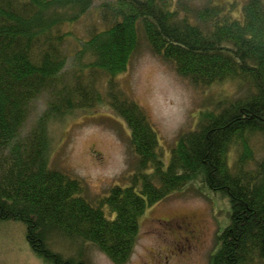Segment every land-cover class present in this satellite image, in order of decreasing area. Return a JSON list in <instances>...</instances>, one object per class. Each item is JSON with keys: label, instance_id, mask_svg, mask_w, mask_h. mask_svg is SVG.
I'll return each mask as SVG.
<instances>
[{"label": "trees", "instance_id": "1", "mask_svg": "<svg viewBox=\"0 0 264 264\" xmlns=\"http://www.w3.org/2000/svg\"><path fill=\"white\" fill-rule=\"evenodd\" d=\"M94 3L0 0V221L22 223L46 264H87V244L124 264L146 210L193 190L226 204L210 264H264V158L256 160L252 146L264 138V0L241 9L233 1L108 0L101 28L69 56L65 27ZM143 44L194 85L230 82L242 91L200 111L167 166L157 131L119 80ZM102 104L127 124L138 162L130 184L112 187L95 206L78 180L50 167V131Z\"/></svg>", "mask_w": 264, "mask_h": 264}, {"label": "rangeland", "instance_id": "2", "mask_svg": "<svg viewBox=\"0 0 264 264\" xmlns=\"http://www.w3.org/2000/svg\"><path fill=\"white\" fill-rule=\"evenodd\" d=\"M108 0H95L94 6L76 23L68 25L70 38L66 43L69 56L86 39L91 29L101 24L100 6ZM236 2L241 9L245 0H216L217 3ZM102 26V25H101ZM99 26V28H101ZM104 27V25H103ZM119 80L124 90L146 112L158 133L165 166L179 136L196 127L200 111L212 109L226 96L241 94L237 85L224 82L197 86L180 76L170 62L156 55L147 44L135 53L127 71ZM46 97L31 114L26 129L34 124ZM50 167L78 180L85 198L98 205L116 185L128 186L138 158L130 144V130L108 106L78 110L63 123L51 128ZM254 146L256 160L264 158V138L257 137ZM239 153H230L234 165ZM193 190L177 192L153 204L140 218V234L135 250L124 264H167L166 256L172 238L167 220L186 219L199 229L200 242L186 258H174L168 264H210L217 246V234L226 222L225 203L211 200ZM217 199V198H216ZM83 249L87 264H116L93 244ZM0 264H46L29 246L25 226L17 221H0Z\"/></svg>", "mask_w": 264, "mask_h": 264}, {"label": "flooded vegetation", "instance_id": "3", "mask_svg": "<svg viewBox=\"0 0 264 264\" xmlns=\"http://www.w3.org/2000/svg\"><path fill=\"white\" fill-rule=\"evenodd\" d=\"M166 226L172 238L169 253L164 256L168 264L174 258H186L200 242L199 229L186 219H172L166 221Z\"/></svg>", "mask_w": 264, "mask_h": 264}]
</instances>
